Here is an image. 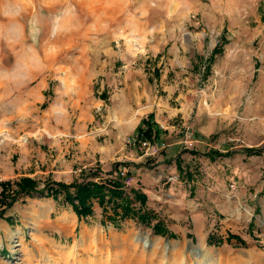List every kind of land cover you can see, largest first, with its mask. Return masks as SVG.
<instances>
[{
    "label": "rangeland",
    "instance_id": "obj_1",
    "mask_svg": "<svg viewBox=\"0 0 264 264\" xmlns=\"http://www.w3.org/2000/svg\"><path fill=\"white\" fill-rule=\"evenodd\" d=\"M149 114L187 144L213 131L210 150L231 155L183 151L191 178L159 167L133 142ZM263 143L264 0H0V182L107 178L117 157L126 173L144 153L152 223L175 236L114 227L97 203L78 221L34 195L4 209L0 264H264V151L243 153Z\"/></svg>",
    "mask_w": 264,
    "mask_h": 264
},
{
    "label": "trees",
    "instance_id": "obj_2",
    "mask_svg": "<svg viewBox=\"0 0 264 264\" xmlns=\"http://www.w3.org/2000/svg\"><path fill=\"white\" fill-rule=\"evenodd\" d=\"M221 48L222 43L217 44L207 59L205 75L208 73V67L214 60V56L221 52ZM152 120L153 115L149 114L146 119L140 121L135 128L136 142L153 141L159 137L162 130ZM263 151L264 143L261 148H246L243 153L246 157H250L260 156ZM203 155L213 160L215 157L230 156L231 152L222 153L210 150ZM125 167L126 164L124 163L113 164L107 178L101 176L99 167L81 169L78 178H75L71 183L48 181L43 188H39L40 183L37 180L29 177H22L12 182H0L2 188L0 192V219H3L4 209L9 208L18 199L39 195L52 197L56 201L61 200L63 205H68L71 208L78 221L92 216L93 204L97 203L102 214L106 215L105 219L114 227L118 226V222L132 219L139 224L151 227L154 233L161 237L174 238L175 236L169 233L160 221L152 223L156 219L154 213L147 209V196L133 189L127 191L123 180L119 177V173L122 172L121 168ZM125 174L128 176V172ZM185 175L187 178H191L186 172ZM4 220L6 219L4 218ZM228 238H235L242 244L241 239L236 236L228 235ZM220 242V240L213 239L211 233L207 235L206 243L208 245H217Z\"/></svg>",
    "mask_w": 264,
    "mask_h": 264
},
{
    "label": "crops",
    "instance_id": "obj_3",
    "mask_svg": "<svg viewBox=\"0 0 264 264\" xmlns=\"http://www.w3.org/2000/svg\"><path fill=\"white\" fill-rule=\"evenodd\" d=\"M144 86L146 87V84H144ZM146 117L147 116H145V117L140 116L139 118H137L135 120L134 129L138 126L140 121L142 119H146ZM152 121L155 124H157L158 127L162 129V131H164L163 130L164 126L158 121V119H155L153 117ZM197 133L198 134H197L196 139L194 141H192L190 144H187L186 141L172 139V137L170 135H168V133L166 134V132L165 133L160 132L158 138L153 139V141H148L149 143L154 145V147L156 148V150L154 152L155 156L152 154L153 157H151V158L156 159L155 162L157 161V163L159 164V167L163 168V166L166 165L170 171L176 170V171H178L179 175H183L185 173V171H183L182 165L180 164V159L183 157V155H182L183 151H187L189 153L191 152L190 155L192 158V153L195 155L197 153V151L199 149H201V147H207V151L210 149H215V147H213L211 145L210 140H209V136L213 134V131L206 132V131L201 130V131H197ZM119 158L120 157H117V162L124 163L123 162L124 160H119ZM151 158H149L148 156L146 157V155L144 153H141V155H139V156L131 155V157H126V159H129L128 163L132 164V170L134 172H137L142 177L141 179L140 178L136 179L137 181L142 182V184H141V182H140V184L137 183L138 184L137 188H133V187H131V188L128 187V188L136 190V191H140L143 194H145L147 196V203L149 201V199H148L149 195L147 193L150 191L148 190V187L145 184H147L150 180H149V177L146 176V174L148 173V168H146L147 165H145V163L148 162L149 160H151ZM166 158H167V160H163ZM143 159H145V161H143ZM125 168H127V167H125ZM133 171L126 170V173L128 172V176H130V173ZM187 173H188V176L190 177L191 175H189V172H187ZM14 177H15V173L6 174L7 179L8 178H14ZM143 181L145 182V184ZM8 224H9V220H8ZM8 224L5 223V224H3L2 227H4V225L8 227L9 226ZM12 235L10 236V238H12Z\"/></svg>",
    "mask_w": 264,
    "mask_h": 264
},
{
    "label": "built area",
    "instance_id": "obj_4",
    "mask_svg": "<svg viewBox=\"0 0 264 264\" xmlns=\"http://www.w3.org/2000/svg\"><path fill=\"white\" fill-rule=\"evenodd\" d=\"M133 142H135V140H133ZM140 144L142 145V147L145 149V152L147 155H152L154 154L156 148L154 147V145H152L151 143H149L148 141H142L140 142ZM119 177L123 180V184L126 188L129 187L130 183H131V179L130 177H128L125 172H120L119 173ZM172 180V179H171Z\"/></svg>",
    "mask_w": 264,
    "mask_h": 264
},
{
    "label": "bare ground",
    "instance_id": "obj_5",
    "mask_svg": "<svg viewBox=\"0 0 264 264\" xmlns=\"http://www.w3.org/2000/svg\"><path fill=\"white\" fill-rule=\"evenodd\" d=\"M5 140V139H4ZM61 221L62 222H68L69 220H70V217L69 216H67V215H62L61 217ZM14 236V235H13ZM13 239V237L11 238V240ZM139 241V239H135V242H138ZM146 242H144V244H145ZM201 243V242H200ZM202 244H203V242H202ZM15 245H12L11 246V249H13V247H14ZM200 246H201V244H200ZM204 246V245H203Z\"/></svg>",
    "mask_w": 264,
    "mask_h": 264
}]
</instances>
